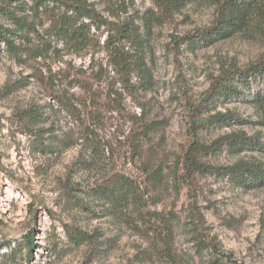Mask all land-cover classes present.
<instances>
[{
    "label": "rangeland",
    "instance_id": "obj_1",
    "mask_svg": "<svg viewBox=\"0 0 264 264\" xmlns=\"http://www.w3.org/2000/svg\"><path fill=\"white\" fill-rule=\"evenodd\" d=\"M5 1L0 0V5ZM94 2L104 12V1ZM129 8L142 13L154 6L150 0H133ZM214 15L212 0H194L155 27L154 89L123 93L118 97L122 105L119 113L107 111L100 102L98 114L89 120L95 135L86 140L78 123L44 93L37 76L50 71L62 79L56 84L65 86L64 77L79 68H106L107 57L101 48L103 28L92 29L99 45L91 53L62 50L27 66L16 64L0 43V255L33 235L31 256L22 257V264H206L208 254L194 250L187 230L192 227L189 215L197 207L200 231L217 241L224 255L222 264H264V182L242 188L227 176L197 174L191 188L182 183L175 189L168 180L158 191L147 193L143 203L118 208L93 190L117 172L141 180L146 159L173 169L193 138L211 143L226 133L243 131L264 145L261 110L245 97L216 106L234 117L229 126L207 125L209 117L203 106L212 80L224 69L233 65L243 68L264 58V11L257 10L250 23L233 36L208 46L189 50L173 42L210 26ZM21 76L26 77L25 85L11 91L10 86ZM258 86L253 84L250 92ZM73 90L83 96L79 88ZM31 102L45 107V126L53 120V132L65 142L54 152L40 154L30 147L18 111ZM141 110L146 119L158 120V130L143 143L142 156L132 159L123 139L131 129L129 115ZM193 121L197 125L192 127ZM110 145L115 148L112 153ZM238 159L264 163V151L232 155L221 150L202 156V161L213 166L230 165ZM170 214L179 225L168 249L162 242L165 230L160 222L155 231L151 224L157 215ZM66 224L97 238V243L73 245L65 234ZM160 227L162 235L158 234Z\"/></svg>",
    "mask_w": 264,
    "mask_h": 264
},
{
    "label": "trees",
    "instance_id": "obj_2",
    "mask_svg": "<svg viewBox=\"0 0 264 264\" xmlns=\"http://www.w3.org/2000/svg\"><path fill=\"white\" fill-rule=\"evenodd\" d=\"M103 1L106 14L97 8L94 0H6L0 5V43L6 54L18 65H30L62 50L74 54L91 53L99 45L92 29L99 31L103 28L105 34L100 41L107 57L106 68L102 65L97 68L92 65L85 69L79 68L64 77L65 86L57 85L58 78L50 71L45 75L40 72L37 76L44 93L59 110L78 123L84 140L95 135L94 124L89 120L98 114L100 102L103 101V105L107 106V111L119 113L122 105L118 97L123 93L132 95L134 92L145 93L154 89L155 55L152 39L155 27L162 26L174 13H180L191 1L194 2L150 0L154 8L140 13L138 10H129L133 0ZM212 3L215 15L211 25L194 34L174 38L173 42L178 47L183 45L186 49L194 50L229 38L244 29L257 10L264 11V0H212ZM25 83L26 77L21 76L10 86V90H17ZM256 83L259 85L258 90L251 93L250 89ZM75 87L83 93L81 98L74 92ZM241 97L261 110L264 121V58L243 68L233 65L212 80L203 98L204 111H207L209 117L207 125L229 126L234 117L228 114L229 110H216V106ZM49 107L53 109V105L49 104ZM212 110L215 112L209 114ZM18 114L33 151L45 154L54 152L59 144L64 145L65 142L53 132L54 121L50 119L48 126H45L47 116L42 104L31 102L19 110ZM129 121L131 129L124 136L123 143L129 145L130 157L134 159L142 156L143 143L158 130V120L146 119L141 110L138 115L130 114ZM195 125L193 121L192 127ZM46 133L49 134L45 136ZM108 149L112 153L115 148L110 145ZM221 150L234 155L247 150L264 151V145L259 138L243 131L226 133L211 143L193 138L183 148L173 169L146 159L142 162L141 180L140 177L117 172L96 184L93 190L111 206L118 208L143 203L147 193L158 191L160 185L168 180L175 189L182 183H187L191 188L196 183L197 174L227 176L242 188L264 182V163L238 159L230 165L213 166L202 161V156ZM195 208L189 215L188 223L192 227L187 229L192 235L190 239L194 250L198 254L206 251V264H222L224 255L214 238L202 235L199 224L201 217ZM173 221L172 214L159 218L157 215L151 224L155 231L160 222L165 231L162 235L160 227L158 234L163 236L162 242L168 249L173 241V231L179 225ZM64 231L73 245L94 246L97 243V238L71 225H64ZM33 244V235L27 236L21 244L14 245L0 255V264H22V257L27 259L31 256Z\"/></svg>",
    "mask_w": 264,
    "mask_h": 264
}]
</instances>
